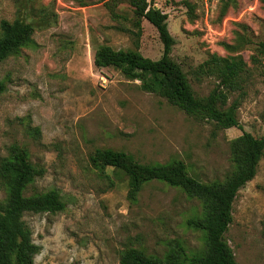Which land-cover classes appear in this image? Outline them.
<instances>
[{
  "label": "rangeland",
  "instance_id": "rangeland-1",
  "mask_svg": "<svg viewBox=\"0 0 264 264\" xmlns=\"http://www.w3.org/2000/svg\"><path fill=\"white\" fill-rule=\"evenodd\" d=\"M107 0H0V21L21 19L33 26L27 45L0 62V160L11 146H25L30 160L44 166L25 195L59 191L63 210L25 213L23 219L39 246L34 264H119L126 246L163 256L173 240L188 254L204 249V235L186 225L201 216V203L163 182L146 183L134 200L128 177L107 167L94 169L96 148L131 153L142 163L181 159L202 181L223 180L231 171L229 142L243 131L264 135V0H237L220 19L219 0H150L168 15L175 40L171 57L188 73L199 96L216 85L196 81L190 72L210 55L242 56L246 81L230 94L239 101L241 128L217 130L211 122L187 115L166 99L143 90L113 67L93 64L103 44L137 49L156 60L163 45L155 27L141 21L136 37L132 8L123 1L113 20ZM186 2L194 11L190 14ZM137 40V41H136ZM102 78L106 80L103 82ZM5 193L0 189V198ZM224 234L238 264H264V157L256 176L233 202Z\"/></svg>",
  "mask_w": 264,
  "mask_h": 264
},
{
  "label": "trees",
  "instance_id": "trees-1",
  "mask_svg": "<svg viewBox=\"0 0 264 264\" xmlns=\"http://www.w3.org/2000/svg\"><path fill=\"white\" fill-rule=\"evenodd\" d=\"M86 6L85 0H74ZM127 2L132 8V23L136 37L141 34V21L145 19L158 32L163 45L160 58L153 60L137 49H114L100 45L94 52L93 64L98 68L113 67L127 79L138 80L140 87L152 92L179 108L187 115L211 122L217 130L241 125L237 120L239 101L228 105L230 94L241 90L246 81L248 67L242 56L210 55L190 72L198 82L212 77L216 85L206 96L195 93L188 73L171 57L175 40L168 30V15L156 8L150 0H107L104 2L113 20L121 15L116 7ZM219 17H224L237 0H219ZM188 11L194 7L186 2ZM33 26L19 18L0 21V62L19 53L27 45ZM137 41V40H136ZM264 52V42L259 44ZM5 90L0 81V95ZM232 171L223 180L202 181L191 175L181 159L167 163H142L131 153L110 148H96L89 155L91 166L103 172L107 167L123 172L128 177L127 197L134 200L146 183L163 182L181 189L201 203V216H192L186 225L204 235V249L188 254L181 242L173 240L163 256L149 255L141 248L126 246L120 252L119 264H238L224 234L232 222L233 202L238 191L258 172L264 157V135L255 137L243 131L229 142ZM45 172L44 166L33 163L25 146L13 145L7 157L0 160V264H34L39 246L33 242L32 230L23 219L29 213L54 214L64 209L65 203L56 189L25 195L26 188Z\"/></svg>",
  "mask_w": 264,
  "mask_h": 264
},
{
  "label": "built area",
  "instance_id": "built-area-1",
  "mask_svg": "<svg viewBox=\"0 0 264 264\" xmlns=\"http://www.w3.org/2000/svg\"><path fill=\"white\" fill-rule=\"evenodd\" d=\"M106 79L105 78H102V81L104 82Z\"/></svg>",
  "mask_w": 264,
  "mask_h": 264
}]
</instances>
